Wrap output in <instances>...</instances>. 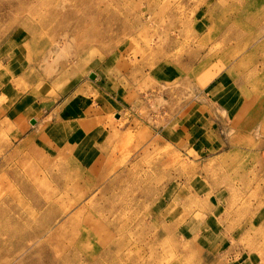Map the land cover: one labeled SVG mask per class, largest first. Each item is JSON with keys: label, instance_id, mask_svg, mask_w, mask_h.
I'll return each mask as SVG.
<instances>
[{"label": "rangeland", "instance_id": "obj_1", "mask_svg": "<svg viewBox=\"0 0 264 264\" xmlns=\"http://www.w3.org/2000/svg\"><path fill=\"white\" fill-rule=\"evenodd\" d=\"M47 232L64 264H264V0H0V264Z\"/></svg>", "mask_w": 264, "mask_h": 264}, {"label": "crops", "instance_id": "obj_2", "mask_svg": "<svg viewBox=\"0 0 264 264\" xmlns=\"http://www.w3.org/2000/svg\"><path fill=\"white\" fill-rule=\"evenodd\" d=\"M71 114H67L66 115V119L67 120H65V121H73V122H82V127H85L86 125L88 126V125H90L91 124V120H90V118H87L85 115V112H82V111H80V112H78L77 114H75V115H71ZM90 117V116H89ZM17 120H18V118H17ZM87 120V123H85V122H83V121H86ZM35 124V123H34ZM34 124H32V125H34ZM27 130V129H26ZM26 130L24 129V131H23V133L22 132H20V135L22 134H24V136H26L25 137V141L24 142H26V143H32L33 142V140H35V138L36 137H41L42 139H44V143H48V144H50V141L47 139V135H46V140H45V136H43V133H45L46 131L45 130H50L49 128L47 129H45V130H43L42 128H40L39 130H37V132H32V133H25L26 132ZM22 131V130H21ZM79 132H82V134H84V131L83 130H77V132L76 133H73V132H71V135L74 137V136H76ZM96 132H100V130H95V131H93V133H96ZM38 135V136H37ZM93 134H91L90 135V137L92 136ZM81 139H82V137L84 138V140L82 139V141H83V144H82V146L84 147L85 145V147L83 148V151L82 152H85V153H87L86 152V149L88 150V152H90V153H92V155L91 156H86V157H79L78 155H77V162H78V168L80 169V170H84V168H81V166H80V164H79V162H80V160H82V161H84V160H86V161H91V164L89 163L88 165H87V168L89 169V170H93L94 172H96L95 170H100V169H98L96 166H97V163L99 162V158H101V156H104V155H106L107 154V146H108V142L107 143H105V144H101L100 142L98 143V144H95L91 139H88L86 136H84V135H82V136H79ZM106 137V136H105ZM53 138H55L54 139V141H58V142H62L61 141V139L60 138H57L56 137V135H54L53 136ZM74 139V138H73ZM106 139H107V137H106ZM78 142V141H77ZM91 142H93V143H91ZM65 143H68V142H64L63 143V145H62V149H68L69 147L71 148L72 147V145H66ZM77 145H78V143H77ZM81 147V145L80 146H77V147H75V151H76V153H80L81 151L79 150V148ZM74 151V150H73ZM98 154H100V155H98ZM98 156H100V157H98ZM104 169V168H103ZM103 171V170H102ZM100 173V172H99ZM102 173H100V176L99 177H91L90 179H93V180H103L104 178H105V176H103V175H101ZM82 180H85V178L84 177H82ZM106 180H112L111 179V177H108V179H107V177H106Z\"/></svg>", "mask_w": 264, "mask_h": 264}, {"label": "bare ground", "instance_id": "obj_3", "mask_svg": "<svg viewBox=\"0 0 264 264\" xmlns=\"http://www.w3.org/2000/svg\"><path fill=\"white\" fill-rule=\"evenodd\" d=\"M23 23V22H22ZM32 37V36H31ZM258 39V38H257ZM262 45V44H260ZM257 46V45H256ZM22 104L20 103L17 107H15L12 111H10L9 114H7L6 116V120H9L11 117L18 118V115L20 114V110L22 109ZM6 115V114H5ZM52 202V201H51ZM59 224V223H58ZM48 233V232H47ZM46 233V234H47ZM45 234V239H43L40 242H37L36 244H34L32 247L28 248L24 253V255L22 254V258L20 257V259L16 260V262H14V264H35L34 263V251L36 250H41L42 254L45 255V259L48 260L49 259V264H64V259L66 260V253L64 248L62 247L61 249H59V251H57L56 249H54L55 251L52 252L51 250V245L54 241H57L56 238L54 237V233H48L47 235ZM42 238V237H41ZM60 246V244H58L55 248H58ZM46 248H50L51 252ZM40 252V251H39ZM54 253V254H53ZM37 253H35V256ZM48 258V259H47ZM41 261V260H40ZM39 262V261H38ZM43 262V261H42ZM12 263V262H11Z\"/></svg>", "mask_w": 264, "mask_h": 264}, {"label": "water", "instance_id": "obj_4", "mask_svg": "<svg viewBox=\"0 0 264 264\" xmlns=\"http://www.w3.org/2000/svg\"><path fill=\"white\" fill-rule=\"evenodd\" d=\"M89 78H90L91 80H93V79L95 78V76H94V75H90ZM33 123H34V122H32V124H33Z\"/></svg>", "mask_w": 264, "mask_h": 264}]
</instances>
